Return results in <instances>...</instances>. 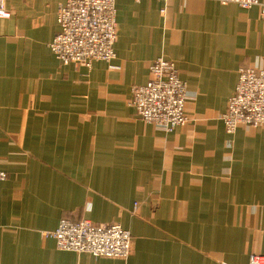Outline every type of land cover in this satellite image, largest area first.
<instances>
[{
    "label": "crops",
    "instance_id": "obj_1",
    "mask_svg": "<svg viewBox=\"0 0 264 264\" xmlns=\"http://www.w3.org/2000/svg\"><path fill=\"white\" fill-rule=\"evenodd\" d=\"M66 0L0 19V264H249L264 254V127L222 120L241 66L264 68V15L216 0H116L115 57L63 64ZM162 10H165L163 13ZM173 61L185 125L137 117L132 89ZM119 223L127 259L61 250L62 218Z\"/></svg>",
    "mask_w": 264,
    "mask_h": 264
},
{
    "label": "built area",
    "instance_id": "obj_2",
    "mask_svg": "<svg viewBox=\"0 0 264 264\" xmlns=\"http://www.w3.org/2000/svg\"><path fill=\"white\" fill-rule=\"evenodd\" d=\"M140 1V0H136ZM235 3L243 9L257 6L264 15V0H216ZM116 0H66L58 10L59 32L50 48L65 65L91 67L95 60L115 57L118 39ZM164 13L165 10H162ZM11 17V11L0 0V19ZM151 78L132 89L130 105L141 120L167 132L186 124V82L181 79L173 61L164 57L150 65ZM238 82L229 98L222 120L228 132L240 124L264 127V68L241 66ZM8 173L0 165V180ZM61 250L88 253L94 257L127 259L133 248L131 232L119 223L99 224L89 218H62L56 230L48 232ZM249 264H264V254L254 253Z\"/></svg>",
    "mask_w": 264,
    "mask_h": 264
}]
</instances>
